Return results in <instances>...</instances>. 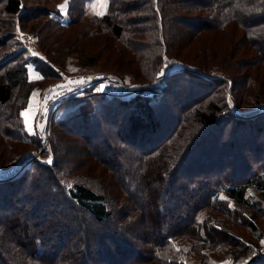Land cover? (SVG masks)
Listing matches in <instances>:
<instances>
[{
  "label": "trees",
  "instance_id": "trees-1",
  "mask_svg": "<svg viewBox=\"0 0 264 264\" xmlns=\"http://www.w3.org/2000/svg\"><path fill=\"white\" fill-rule=\"evenodd\" d=\"M34 1L0 0V134L12 151L0 156V167L15 169L0 178V264H217L226 257L264 264V254L256 253L264 238V161L238 147L243 139L247 151L264 153L256 146L264 94L250 102L249 93L252 73L264 63V0H107L103 14L89 16L92 0H68L67 21L54 16L58 6L30 5ZM42 16L61 32L46 37L50 47L41 41L53 63H63L55 48L68 49L67 55L90 34L104 32L140 55L143 70L133 76L139 83L164 66H184L167 71L162 92L152 97L97 93L67 101L45 149L51 163L34 158L18 168L41 147L23 120L35 88L29 65L48 78L55 74L13 36L34 19L30 32L39 35L32 29ZM84 17L89 22L81 26ZM230 30L243 43L227 47L228 53L196 44L201 36ZM183 43L194 52L185 53ZM237 55L253 62L251 71L236 72ZM214 58L220 65L211 63ZM183 81L193 97L181 103ZM228 127L226 142L212 139ZM74 153L87 158L76 161ZM23 190L28 205L15 198ZM51 201L52 209L39 216L40 206ZM139 222L142 229L134 230Z\"/></svg>",
  "mask_w": 264,
  "mask_h": 264
},
{
  "label": "rangeland",
  "instance_id": "rangeland-1",
  "mask_svg": "<svg viewBox=\"0 0 264 264\" xmlns=\"http://www.w3.org/2000/svg\"><path fill=\"white\" fill-rule=\"evenodd\" d=\"M96 2H97V4H96ZM31 4H33V5L38 4L41 6L42 5H48V4H49V6H55L56 5V6H58L57 8L59 9V11L57 14H54V16L57 18H61L62 21H67L69 19V13H68L69 3H68V0H51V1H47V0H37L36 1L35 0L33 3H30V5ZM107 5H108V2L106 4V6H101V5L98 6V0H92L91 3L89 4L90 7H88V11H87L88 16L92 15V14H97V13L103 14L107 10ZM62 6H64V7H62ZM93 6H95V7H93ZM66 11H67V13H66ZM34 20H36V19H34ZM34 20H31L30 23H28V24H27V22H25L24 23L25 29L22 27H17V30L13 36V40L15 39L14 41L19 42L23 47H25V44L22 42V39L26 38V36H24V35H27L29 40H30L29 43L34 46V48L41 54V57L43 59H45V61H46L49 59H48L47 55L45 54L46 53L45 49L42 46V43H41L42 39H44L45 46L50 47L52 44V41L49 39H46V37H50L51 39H56L57 36L61 35V32H57V29L55 27H52L47 22L46 17H43L41 19V21L37 24V27L35 26L36 28L33 26L32 31L35 30V32L38 31V33H40L39 35L38 34L35 35L34 33L30 32L31 29L29 28L30 25H32ZM86 22H89L88 17H84L78 21V23H80L81 26H83ZM16 24H17L16 26H20L19 21H16ZM92 29H94V28H92ZM66 33L68 34V31H66ZM16 34H19V37H18L19 39L15 38ZM220 34H222V35L220 36ZM210 35H212V34H210ZM210 35L201 36L197 40L196 44L201 48L205 44L206 45L207 44L208 45L213 44L215 47H217V49H220V50L226 49V51L228 53V48L236 46L234 44L235 42L237 43V46L240 45L241 43H243V41L240 40L239 36H236V33L233 30H230L229 32L226 31V33H219V34L215 33L213 36H210ZM65 36H67V35H65ZM69 43H71V39H70ZM70 45L72 46V48L75 46L73 43H71ZM57 47H59V46H57ZM199 47H195V48L201 49ZM183 48L185 49L184 50L185 53L191 54L194 52V51H192L194 48L192 50H190L192 48L191 43L190 44L183 43ZM56 49H58V48H55L52 53L54 54V56H57L58 59H59V57H62L63 63L54 62L55 63L54 64L51 61H50V63L46 62V63H48L47 65L52 66V68L54 70V74H55L54 77H49V78L46 77V75L42 74L38 68H36V70L31 69L32 72L30 74V78L33 81V83L35 84V88L33 89L31 95L38 91L37 111L33 110V119H34V125H35L34 131H33V128H34L33 125L30 124L28 119L25 118V115H23V120H24L26 131L30 135H37L41 139V147H38V149H37V147H35L31 151V156L33 155V153H35V154H37V156H40L39 159L43 160L46 163H49V162L45 161L43 158H47L50 160L52 157L51 153L45 152V149H46V147L49 148L51 145L53 124H51V128L48 125L49 140H48V145H46V142L44 141L43 135L37 126V124H38L37 123V115H38V111H39V105L41 103V100L43 98L44 93L48 90V88L55 81L60 80V78L64 74H78V73L90 72V73H94V74H103V75H107V76L112 75V76H116V77L123 79L130 86L148 85V86L155 88V90H157V93H160V92H162V85L167 80L166 75L168 74V72H171V71H174V70L180 69V68L182 69V67L184 66L183 63H181V62L175 63L172 66L167 67V68H165V66H164L165 69L163 68V70L161 72H159V74H157L155 77H153V79L146 80L145 82L139 83V81H135L134 77H136L135 72L137 73V72L141 71V69L144 66V64L140 58V55H137V53H133L130 50L128 51V48H125L119 42L118 38L115 39L112 36H107L106 34H104V32H102L99 35H96V32L93 33L92 35L90 34L88 37L82 39L80 44L77 47H75L73 50L70 49L73 52L68 53L67 55L65 54V52L68 49L59 47L60 50L58 49L59 50L58 52L56 51ZM27 50L31 51L28 48H27ZM83 52L85 54H83ZM63 54H65L64 57H63ZM241 54H242V52H241ZM201 56H207V53L204 51L201 54ZM119 60L121 62H119ZM248 60H249V58L247 59L246 56L237 55L236 72L239 75H241V74L244 75L246 72L251 71V69L253 68V62L249 63ZM87 61L88 62L89 61H95V64L88 65V66L84 65L83 62H87ZM215 61L218 62L216 60V58H214L211 61V63L215 64L216 63ZM259 62L260 61H255V63H259ZM119 63H121V65L122 64L124 65L123 68H121V70H117V69H120L119 67L121 66V65H119ZM217 64L220 65L219 62ZM254 66L257 67L256 65H254ZM56 67H59V69L61 68L62 72H58L56 70ZM257 68H258L257 70L259 72H256V73L253 72L252 77H251L252 88L249 89V93L251 95H253V97L250 98V102H253L254 100L258 101V98H260L259 94H262V93L264 94V63H259ZM37 72H39V73L37 74ZM161 73H163V75H161ZM185 81H183L184 84L182 86H180L181 87L180 91L182 94L181 95V99H182L181 103L187 102L191 99V97H193V96H190L191 93H189V90H190L189 86H185L186 83L190 84V82H185ZM203 83H205V82H203ZM198 86L200 87V89H202V90H199L200 95H204L206 93V90H204L205 88H203L202 84H199ZM191 88H192V85H191ZM261 90L263 92H260ZM19 93L24 94L25 92L21 91ZM19 93H18V95H20ZM214 94H217V92L214 91ZM31 95H30V98H31ZM168 97H169V100L176 99V96H174L173 94H170ZM30 98H29V101H30ZM262 100H264V97L262 98ZM26 108L23 110V114L25 113ZM120 115H119V117L121 119ZM261 128H262V131L257 132V134H259V133L260 134L258 135V138L256 139V146L263 145V148H264V120L262 121ZM101 129H103V128H101ZM230 130H231V128L228 127L227 129L224 130V133H222V131L220 129H218L215 133H213L212 139L215 140L216 138H218V139L220 138L219 139L220 142H226L229 138V135H231V134H228V131H230ZM108 132H109V130H106V133H108ZM103 136L104 135H102V137L101 136L96 137L95 140L96 141H102L101 139L103 138ZM241 139L242 138H240V140ZM246 143H247V141L243 140V139L241 140V143L239 141V146H238L239 150H241L243 153L244 152L247 153L248 155H250L253 158L256 155H260V156H262V160L264 161V153L253 154V152L247 151L248 146ZM70 147L74 148L76 146L71 145ZM257 151H258V149H257ZM263 151H264V149H263ZM11 153H12V151H11L10 140L7 138H4L0 134V156L5 157L4 155H8V154L10 155ZM74 154L78 156V157L76 156L77 158L75 157L76 161L77 160L78 161H84L87 158L86 156H84V157L79 156L78 153H74ZM27 159H25L22 163H24ZM73 159H74V157H73ZM225 160H226V162H227V160L231 161L232 160L231 155L230 154L227 155V158ZM74 161H75V159H74ZM215 163H217V162H215ZM23 167H21V165H19L18 168H23ZM232 168H233V166L231 164H229L227 170H232ZM235 169H236V167H235ZM10 172H11L10 170H8V169L5 170V169H2V167H0V178L12 176L13 174L10 175ZM2 189H1V191H3ZM5 191L7 192V190H5ZM31 195H33V193H31ZM35 195H37V194H35ZM17 197L19 198V200H18L19 204L27 203L26 205H28L29 201H31V197H29L28 199L25 197L24 190L22 191V193L18 192L16 194L15 198H17ZM45 204H47V203H45ZM45 204H42L40 206L39 216L43 215L49 209H52V207L54 205V203H52V201L50 202V204L49 203L47 205H45ZM55 213H57V212H55ZM55 213H54V215H55ZM47 217H48V219H53L52 215H47ZM263 219H264V217H263ZM261 222H262L261 225L264 227V220H262ZM48 227L50 228L52 226L49 225ZM54 227H57V226H54ZM141 229H142V224H141V222H139L135 225L134 230H141ZM244 232L246 234L248 233L247 236L251 235V233L247 229H245ZM74 242H75V240H74ZM129 242H131V243L135 242L136 243L137 241H133V237H132V240ZM259 245H260V249L256 253L258 255L264 254V238H262L260 240ZM242 263H243V261L238 262L232 258L226 257L224 259H220L217 264H242ZM258 264H261V263L259 262Z\"/></svg>",
  "mask_w": 264,
  "mask_h": 264
},
{
  "label": "built area",
  "instance_id": "built-area-1",
  "mask_svg": "<svg viewBox=\"0 0 264 264\" xmlns=\"http://www.w3.org/2000/svg\"><path fill=\"white\" fill-rule=\"evenodd\" d=\"M22 39L25 47L28 48L31 56L41 58V54L29 43V38ZM19 34L15 35L18 38ZM19 39V38H18ZM50 63V60H46ZM58 72H62L61 68L56 67ZM83 81V83H74ZM63 86V87H60ZM54 90V91H53ZM106 94L110 96L119 97L122 99H130L135 95H142L145 97H152L154 93H157L155 88L148 85H128L123 79L116 76H107L103 74L94 73H78V74H64L60 80L55 81L48 90L44 93L41 103L39 105V111L37 115V126L41 131L46 145H48L49 133L48 125L51 128L53 119L58 109L63 106L67 101L76 98H81L89 94ZM58 94V95H57ZM50 149V147H46ZM50 156V155H49ZM34 158H40L37 154L33 153L24 163L20 164L21 167ZM45 161H49L47 158H43ZM52 161V158H51ZM12 173L10 172V175Z\"/></svg>",
  "mask_w": 264,
  "mask_h": 264
},
{
  "label": "crops",
  "instance_id": "crops-1",
  "mask_svg": "<svg viewBox=\"0 0 264 264\" xmlns=\"http://www.w3.org/2000/svg\"><path fill=\"white\" fill-rule=\"evenodd\" d=\"M97 4V2H96ZM98 6H100V4L98 3ZM67 13V11H66ZM68 15V14H67ZM31 69H35L36 70V67L34 64H30L29 65V71H30V74H31ZM39 72H37L38 74ZM36 74V75H37ZM37 105H38V91L33 93L31 95V98H30V101H29V104H28V107L26 108L25 110V113H27V116H25L26 119H28V121L30 122V124L33 125V127L35 126L34 125V119H33V110L37 111ZM30 130V129H29ZM35 130V127L33 128V131ZM31 131V130H30Z\"/></svg>",
  "mask_w": 264,
  "mask_h": 264
},
{
  "label": "snow or ice",
  "instance_id": "snow-or-ice-1",
  "mask_svg": "<svg viewBox=\"0 0 264 264\" xmlns=\"http://www.w3.org/2000/svg\"><path fill=\"white\" fill-rule=\"evenodd\" d=\"M98 3L101 5V6H106V4H107V0H98ZM62 7H64V6H62ZM93 7H95V6H93ZM99 14H101V13H97V15H99ZM161 75H163V73H161ZM74 83H83V81L81 80V81H79V82H74ZM60 87H63V86H60ZM54 91V90H53ZM58 95V94H57ZM23 115H25V116H27V113H24ZM49 163H51V159L48 161Z\"/></svg>",
  "mask_w": 264,
  "mask_h": 264
},
{
  "label": "water",
  "instance_id": "water-1",
  "mask_svg": "<svg viewBox=\"0 0 264 264\" xmlns=\"http://www.w3.org/2000/svg\"><path fill=\"white\" fill-rule=\"evenodd\" d=\"M13 170H15V169H13ZM13 170H11V172H12Z\"/></svg>",
  "mask_w": 264,
  "mask_h": 264
}]
</instances>
